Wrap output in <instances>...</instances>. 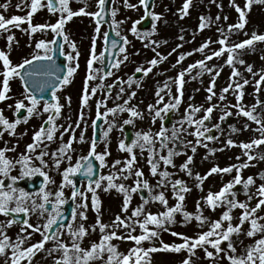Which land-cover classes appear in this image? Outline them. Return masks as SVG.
<instances>
[{
	"label": "rangeland",
	"instance_id": "obj_1",
	"mask_svg": "<svg viewBox=\"0 0 264 264\" xmlns=\"http://www.w3.org/2000/svg\"><path fill=\"white\" fill-rule=\"evenodd\" d=\"M48 0H42L43 4H47ZM236 4L240 7H244L246 0H235ZM55 10L50 11L48 7L40 8L32 16V26L37 25H54L56 24L61 15L67 16V13H61L59 0H52ZM127 3L135 5V7H127L125 0H114L112 10L117 9L115 20L118 22V27L114 26L115 32L119 31V37H127L129 43L125 45L126 53H119L118 59L123 61L125 55L128 56V60L121 63L118 69L114 68L113 75L103 76L101 69L96 74V79L87 80L89 74L88 64L92 58L93 45L95 46V55L98 57L96 63L101 64L102 62V51L104 49V34L107 32L106 26L100 28V33L97 34L95 29L97 25L93 20L94 16L80 14L74 16L70 21H67L63 33V53L64 56L68 55L76 56L79 53L78 60H68V66L75 67L76 63L79 64V68L76 70L74 75L70 78L71 82L60 88L56 93L59 97V103L64 107L62 108L61 114L56 118V125L58 130L54 134L52 141L44 140V145L37 147L35 153H28L27 146L34 143V135L41 126L45 129L51 127V124H45L44 121L48 115L52 113H46L43 111L46 102H41L38 106L40 115H32L27 119V122L23 120L28 117L27 108H25L26 114L21 123L16 128V134L10 135L9 132L4 131L3 126H0L3 137L0 138V149L7 147L12 149L6 152V156L12 159L14 162L21 158V154L31 155L33 168H40L47 176L36 173L34 175L22 177V167L19 164H15L10 172V176L5 178L0 175V179L4 180L5 187L9 185L17 189H23L24 191L33 194L37 203H42V199L35 194L40 193V190L31 191L30 186L37 184L39 181H44L43 189L50 192L52 195L49 197L50 200L56 199V193L60 191L63 186L64 198L67 199L68 203L74 191L72 186L67 185L63 180V171L65 168L71 165H75L82 156H88L93 142V128L94 121L97 118V111L101 113L100 118L102 119V135L99 143H96V152L105 153L108 152L110 155H106L105 163L102 165L101 177L105 179L101 180L100 177V188L95 189V195L100 201V211L97 213L96 208L93 205L92 191H89L86 183L84 182L80 188V192L87 194V208L82 209L80 205L84 203L82 198L78 195L75 201V208L77 211L76 221H71L70 224L76 227L83 224L88 229V235L80 241L81 247L90 249L92 244L100 243L102 237L106 233L115 231L118 236L140 235L142 234V228L139 223H133V221H143L144 216L141 215L136 217L134 210L137 207L143 208L144 213H152L159 215L167 211L168 207H174L178 203L176 193L173 191L172 184L176 180L184 181L187 188L190 191L184 193L185 200L183 201V211L175 214V223H167L163 228L159 229V236L150 241H143L142 246L145 249L155 247L157 249L162 248V244H180L183 243V239L180 236L172 235L173 232L186 235L188 237L196 238L199 234L209 230L211 223L220 220L222 215L228 211V204H217L215 210L207 203L206 198L209 194L219 193L225 185L232 182L234 177L239 174L242 176V180L246 181L249 176L253 177L255 184L249 186L245 190L243 183L235 185L233 192L235 197H229V199H235L241 203H247L249 208L256 207L261 197L257 193V189L261 184H264V179L261 175L264 174V160L259 159L260 155H264V144L260 146H253L250 150L251 155L256 159L249 160L245 150L240 146L243 143H251L253 140L260 139L261 133L256 131L260 127L256 122L250 120L248 117L238 115V108L233 107L238 103L243 104L246 110H250L253 105L257 104V100L264 101V84L260 85V90L257 92L256 82L260 80V75L264 74L261 70L264 69V42H256L251 48L244 50H238V55L234 61L235 69H238L241 75L233 78L232 74L234 71L233 66L226 63L227 56L229 53L221 57H213L212 60L206 61L209 67L214 68V72H201L199 67L193 69L190 73H187L184 77L185 83L183 86V98L182 102L178 106V109H173L168 112H161V116L155 115L156 111L162 109L167 103H174L173 97L179 96L178 84L176 78L179 73L188 68L189 65L195 64L197 61L205 59L206 56L212 55L213 51H218L223 45L219 43V40L223 35L228 36V44L231 46L235 43H240L245 39H249L253 33L264 34V3H253L251 11L247 13L248 23L243 30H235L228 33V26L236 24L238 22L239 13L236 11L233 5V0H193L191 7L189 8V14L181 19L180 9L183 7L185 0H156L152 13L159 15L161 18L155 21L151 15V23L149 28L143 29L141 27L142 19L144 18V6L140 3V0H127ZM9 4V7L5 10L0 7V13L6 18L13 16L26 17L31 11L30 5L31 0H0V5ZM19 5V7H17ZM69 7L73 11H79L84 9L85 12H97L99 11L98 0H70ZM210 18L211 24L204 30L199 29L200 17ZM217 17L220 19L217 21ZM227 17V19H225ZM139 21V23H136ZM113 22V17H112ZM155 26V30H154ZM137 29L136 33L132 32V28ZM23 29H28L24 31ZM223 30V33L220 31ZM9 34L14 35L15 39L9 48L7 36ZM58 36L57 33L53 32L50 27L44 30H38L32 33L30 25L25 21L21 24L20 28H11V33L4 32L0 34V50L5 51L9 54L13 64H20L24 59H31L33 54L37 50L35 45L40 40L52 41ZM67 36L68 40L65 41L64 37ZM147 38H142V37ZM183 36V39L180 37ZM209 40L212 43L204 52L197 51L204 43ZM152 41L156 43L153 44ZM76 44V49L71 47V43ZM166 42V43H165ZM182 45V47H179ZM53 45H50L52 47ZM155 49V50H154ZM175 49V51H173ZM159 53L162 56H167V60L159 63L153 68L151 73L144 75L141 73V78H135V82L129 87L126 83L130 77H135L136 69L138 67L148 68L151 65L149 61L157 56ZM188 53H192L188 55ZM185 55V59L181 63H177L179 56ZM243 59L244 64H240L238 61ZM175 65V67H173ZM252 66V72L247 71V67ZM94 69V68H93ZM5 69L3 62L0 61V72ZM219 72V75H216ZM195 77V79H193ZM120 78L124 83L120 82ZM215 79V87L213 91L215 96L209 101L207 97L211 95L208 92V88L212 86V81ZM247 79L248 84L244 85V97L242 101H238L237 93L239 89L235 88L233 81L237 83H243ZM3 76H0V87H2ZM87 81V84H86ZM11 91L7 94L10 99L0 101V109H3L5 117L9 121H15L19 113L16 112V104L18 101L23 100L25 105L30 106V101L25 99L27 93L22 88L21 80L17 77L10 80ZM168 84V88L164 85ZM232 84L233 87L229 89L227 93L223 92V89L229 87ZM108 85H115L109 89ZM87 86L89 92V103L87 106L83 105L82 96ZM124 87V93L120 94V98H117L120 87ZM95 88L96 92L93 95L92 89ZM163 89V91H161ZM109 91L111 95H109ZM135 92L136 95L131 97V93ZM157 92H160V96H163V101H160V97L157 96ZM225 96V99L221 100V95ZM70 99V102H69ZM129 100L127 107L135 108L140 116L131 117V113L128 111H117V113H108L105 117L103 114L107 112V109L114 108L117 105H124L125 101ZM54 103V102H53ZM11 105L12 107H9ZM99 105V109L97 108ZM201 107V111L193 114V120L201 119L206 114V109L210 106L215 105V109L212 113L210 120L205 121L207 129L204 137H197L194 135L197 126L193 123L191 126L185 120L186 115L190 111L189 106ZM149 106H152L151 108ZM22 110V109H21ZM20 110V111H21ZM81 112H83L84 119L80 120ZM226 112H231L232 115L227 116L225 119H221ZM256 115L264 117V103H261L256 108ZM170 116V121L167 124V118ZM132 119L133 123L126 124L125 121ZM79 123L80 127L77 128L75 125ZM63 127H60V126ZM71 125V129H69ZM248 125V127H245ZM108 136L105 137L104 133L109 130ZM177 130V136L179 139H169L165 147H161L159 137H155L162 128L167 129V135L171 137L173 127ZM218 126V127H217ZM129 127L131 132L130 140L126 138L125 128ZM86 128V131L84 129ZM72 132L75 133L76 140L72 142V148L68 154L71 155L72 160L69 162L64 159L60 168L57 169L54 164L52 153L62 147L65 143L71 139ZM151 132L155 137L154 151L155 157L145 146L142 151L139 146L134 148L136 155V161L132 168V173L121 172L124 168L125 163L131 158V153L122 150L119 145L121 142L126 145H131L134 140L137 139V133L143 134ZM83 133L84 142L80 141V136ZM63 139L61 140V135ZM212 135L215 137L213 140H207L205 137ZM197 139L200 143H196ZM232 140V145L228 144V141ZM207 145V147H205ZM195 147V152L192 151ZM169 149L174 150L178 153L173 155V164L166 165L162 160L161 156H167ZM213 150H215L213 152ZM41 151H47L49 155L45 156L44 159L47 161V167L43 166L36 157ZM192 157V163L189 164L191 169V175L184 169L182 165L188 161V158ZM121 161L120 164H116L115 161ZM158 162L157 175H153L151 172V163ZM249 164V167L243 168L239 173L236 168L231 173H212L207 175L213 167H219L221 169L236 165L237 168L242 164ZM168 171L170 176L164 181L165 186H161V180L163 179L159 173ZM136 171H142L143 177L141 180H146L151 187V192L147 188L141 187L139 191L131 193V203L128 207V211H123V205L125 200V193L120 192L117 188L113 187L108 189L107 177L112 175L115 184H123L126 188L135 187L137 177L134 175ZM79 173V172H78ZM70 176L75 182V176ZM127 175L128 178L123 177ZM17 177L15 183L11 180V177ZM205 177L201 181L197 177ZM54 181V183L50 182ZM95 188V183H93ZM163 193L168 201L167 205L162 204L159 200L154 197L160 193ZM249 196L252 198L249 199ZM67 203V204H68ZM31 207V201H28ZM62 206L64 214L65 206ZM199 205V207H198ZM14 206V205H13ZM49 212L51 211L52 205H48ZM81 211L86 212L87 220H82L79 213ZM244 209L235 207L231 210V216L233 217L231 224L237 226L240 224V217L242 216ZM184 212L193 214V218L189 221L185 220ZM206 217L207 220L201 224V222L195 219L198 214ZM17 216H25L30 223L41 226L42 231L43 225L46 224L49 213H45L43 216L40 215L39 211L30 212L29 214H15ZM256 217L264 218V207L258 209ZM120 216L127 223L132 224L135 231H131L125 227H114L116 217ZM129 217L131 219H129ZM11 218L0 214V224L6 223ZM107 225L108 227L104 232H101L99 223L97 221ZM228 221L223 222V227L226 229ZM260 224H264V219L258 221ZM95 226V230H93ZM21 226L19 224H12L11 227L6 229L7 235L11 237L12 241L15 242L18 236L26 235L21 232ZM150 229L156 230L155 225H149ZM250 221H245L241 231L233 233L231 236V242L234 245L236 251L232 252L231 249H227L228 241H224L221 247L224 251L215 253V250L211 245H205L209 251L215 253L214 258L210 259L206 256L203 248L198 247L195 250V255L192 256L191 264H231L228 259V255L233 256H246L248 248L256 243L264 233L257 232L255 236H248L247 231L250 230ZM32 232V229L28 230ZM63 236L60 237L65 243L71 247V237L68 234L67 228L61 229ZM215 238V237H213ZM42 239L40 233H33L31 239L27 240L24 247H28L31 244H35ZM111 243L117 247V251L124 255H127L133 248L136 247L134 241L129 239H117L114 238ZM56 246L55 241H48L45 244V250L37 252L34 256L32 264H55L57 260L63 255V250L54 251L51 255L48 253V249ZM11 249L8 250V255H0V264H10ZM189 253L187 250L181 252L174 251H156L150 253L149 260L150 264H182V261L187 259ZM108 253L105 252L103 257L94 261L90 264H106ZM22 264H27V261H23Z\"/></svg>",
	"mask_w": 264,
	"mask_h": 264
},
{
	"label": "snow or ice",
	"instance_id": "obj_2",
	"mask_svg": "<svg viewBox=\"0 0 264 264\" xmlns=\"http://www.w3.org/2000/svg\"><path fill=\"white\" fill-rule=\"evenodd\" d=\"M60 2V11L61 13H67V16L61 15L59 21L54 25H37L32 26V16L35 14L40 8L42 7H48L50 11L55 10V7L52 3V0H48L47 4H43L42 0H31V11L28 13L26 17L21 16H13L10 19L6 18L2 13H0V34H3L4 32L11 33V28H20L21 24L25 21L30 25V30L32 33L37 32L38 30L42 31L45 28L50 27L51 30L57 35H61L63 33L64 26L67 21H70L74 16L85 14L90 16H96L100 17L105 12V5L106 0H98V6L99 11L97 12H85L84 9H80L79 11H73L69 7L70 0H59ZM215 2V0H213ZM10 3V0H9ZM125 3L127 7L132 8L135 7V5H132L130 3H127V0H125ZM140 3L144 6L146 12L149 7L148 0H140ZM193 3V0H185V3L183 4V7L180 9V15L181 19L183 17L187 16L189 14V8L191 7ZM253 3H264V0H246V4L244 7H240L239 4H236L235 0H233V5L236 8V11L239 13L238 16V22L236 24H232L228 26V33L230 34L233 29L239 31L245 29L246 24L248 23L247 19V13L251 11V7ZM0 7L4 8L5 10L9 7V4H3L0 5ZM19 7V5H17ZM117 14V9L112 10V17H113V25L118 27V22L115 20V16ZM149 15H152L153 19L155 21L160 20V16L155 13H148ZM217 21L220 19V17L216 18ZM227 19V17H225ZM97 28L95 29L96 33H100V20L97 21ZM136 23H139L137 21ZM211 24L210 18L200 17V24L199 29L202 31L204 28L209 27ZM24 31H28V29H23ZM155 30V26H154ZM220 31L223 33V30L220 29ZM132 32L136 33L137 29L135 27L132 28ZM116 35L119 36L120 32L117 31ZM104 42L105 45L108 43V34H104ZM142 38H147L142 37ZM15 37L12 34H9L7 36V40L9 42L8 46L9 48L12 45V42L14 41ZM65 41L68 40V37H64ZM180 39H183V36L180 37ZM124 44L127 45L129 41L127 40V37L123 38ZM256 42H264V34H256L253 33L249 39H245L240 43H235L229 46L228 44V36L223 35L222 38L219 40V43L223 45L218 51H213L212 55L206 56L205 59H202L200 61H197L195 64L189 65L187 69L181 71L176 78L177 84H178V92L179 96L173 97L174 103L170 102L164 105L162 109H159L156 111L155 115L157 117L161 116V112H168L173 109H178V106L182 102L183 98V86L185 83L184 77L187 73H190L193 69L199 67L201 69V72H208L212 73L214 72V68L209 67L206 63L208 60H212L213 57H221L225 54V52L229 53L227 56L226 63L230 66H233V78L236 76L241 75L238 69H235L234 61L236 60V56L238 55V50H244L246 48H251L254 46ZM153 44H155V41H152ZM166 43V42H165ZM212 43L211 40L204 43L197 51L204 52L206 48L209 47V44ZM56 41H45L40 40L36 45V49L39 50L36 53L33 54L31 59H24L22 63L20 64H13L12 60L9 57V54L5 53V51L0 50V61L3 62L4 71L0 72V76H3L2 80V87H0V101H4L6 99H10V97L7 95L11 89H10V80L14 78H19L21 80H27L29 78H32V82L34 85L33 88H30L29 85L26 83L24 85L27 95L25 96V99L30 101V106L25 105L23 100H20L16 104V112L19 113L21 109L27 108L28 117H26L23 122H27V119L30 118L32 115H40V112L38 111V106L41 104V99L37 98V95L35 94V91H39L40 93H43L47 87L55 88L57 85L56 83H53L51 79L45 80L44 82H41L35 77H50L54 78L56 82L59 83V87L63 88L65 85L69 84L71 82L70 78L74 75L76 70L79 68V64L76 63L75 67L70 66L67 69V75L61 77L57 74V70L53 69L50 65L40 64L37 68H29L28 71H24L26 66L33 65L34 62H45V61H52L53 55L55 53V48L50 47V45H55ZM111 46L113 49L117 47V41L112 40ZM71 47L73 49H76V44L74 42L71 43ZM179 47H182V45H179ZM155 50V49H154ZM62 51V49H61ZM105 51H107V47L105 48ZM119 51L121 53H126V47H120ZM175 51V49H173ZM192 53H188V55H191ZM79 53H76V56L68 55V60L73 61L74 59L78 60ZM157 56L159 57L152 59L149 61V64L151 65L148 68L138 67L136 69V72H143L144 75H148V73H151L153 68L156 67L159 63L163 62L164 60H167V56H162L159 53H157ZM98 59V57L95 55V46L93 45L92 50V58L89 61L88 68H89V74L87 77V80H94L96 79V74L99 70L93 69V63ZM185 59V55L181 54L179 56V59L177 63H181ZM128 60V56L125 55L123 57V61L120 59H117L115 63L113 64V67L118 69L124 61ZM240 64H244L245 61L243 59H240L238 61ZM175 67V65H173ZM59 71H63L62 69H59ZM247 71L252 72V66L249 65L247 67ZM264 72V69L261 70ZM23 73V74H22ZM113 75L112 72L105 73V76H111ZM216 75H219V72H216ZM195 79V77H193ZM120 82L124 83L122 78H120ZM135 82V77H130L129 80L126 82L128 83L129 87H131L132 83ZM235 84V88L239 89V92L237 93V99L238 101H242L244 97V85L248 84L249 81L245 79L243 83H237L233 81ZM87 84V81H86ZM257 84V92L260 90V85L264 84V74L260 75V80L256 82ZM115 85H108L107 87L111 89ZM165 88H168V84L164 85ZM215 87V79L212 81V86L208 88V92L211 93L207 97L209 101L212 100L213 96H215V92L213 91V88ZM233 85L230 84L229 87H226L223 89L224 93H227L230 88H232ZM92 94L94 95L96 92V89L93 88ZM125 89L124 87H120L119 93L117 98H120V94L124 93ZM163 91V89H161ZM111 95V92L108 93ZM136 93L133 91L131 93V97H134ZM52 96L55 100V102H49L44 105L43 111L46 113H52L48 115L47 119L44 121L45 124H51V127L48 129H45L43 126L37 131L34 135V143L29 144L27 146L28 153H35L36 149L40 145H44L45 148H47V145L44 144V140L52 141L54 139V134L58 130L56 125V118L61 114L62 108L64 107L62 104L59 103V97L57 96L56 91H53ZM157 96L160 97V101H163V96H160V92H157ZM89 92L87 86L85 87L83 96H82V102L83 105L87 106L89 103ZM220 99H225V96L222 94L220 96ZM70 102V99H69ZM261 103H264V101L257 100V104L253 105L250 110H246L245 106L243 104L238 103L237 105H233V107L238 108V115H243L244 117H248L250 120L256 122L260 127L256 129V131H259L261 133V138L253 140L251 143H243L240 146L245 150V153L248 155V159L251 161L253 159H256V157L251 155V149L253 146H260L261 144H264V117L256 115V108ZM129 104V100H126L124 105H117L114 108L107 109V112H105L103 115L106 117L108 113L115 114L117 111H128L131 113V117H137L140 116L141 113H139L135 108L127 107ZM9 107H12L9 105ZM150 108L152 106H149ZM215 105L208 107L205 111L206 114L201 119L193 120V114L198 113L201 111V107H196L190 105V111L185 117V120L187 123L191 126L193 123L197 126L196 132L194 133L195 136L204 137L205 132L201 131V129H205L206 131H211V129H207L205 125V121H208L212 117V113L215 109ZM97 108L99 109V105H97ZM232 115L231 112H226L224 116L221 117V119H225L227 116ZM101 113L97 111V119H100ZM84 119L83 112H81L80 120L82 121ZM21 119L17 118L15 121H9L7 117H5L3 113V109H0V126H3L4 131L9 132L10 135L16 134V128L21 123ZM126 124L133 123L132 119H129L125 121ZM60 127H63L62 125ZM71 125H69V129H71ZM75 127L79 128L80 124L77 123ZM218 127V126H217ZM245 127H248V125H245ZM86 131V128L84 129ZM109 131H111V126L109 127V130L104 133L105 137L108 136ZM3 137V133L0 132V138ZM155 137H159L161 147H165L169 139H179L177 136V130L175 129V126L173 127V131L171 134V137L167 135V129L162 128L158 133L155 134ZM155 137L151 132L148 133H137V139L132 142L131 145H126L125 143L121 142L119 147L131 153V158L128 159L125 163V166L123 169H121V172H126L129 174L132 173L133 165L136 161V155L134 153V148L137 146L140 147V149L143 151L145 146L148 147V150L153 154V157H155V151H154V142ZM207 140H213L215 137L212 135H207L205 137ZM63 139V134L61 135V140ZM76 140L75 133L72 132L71 139L69 142L65 143L62 147L58 148L56 152H53L51 155L54 160L55 167L57 169L60 168V165L63 163L64 159H67L69 162H71L72 157L68 154L69 150L72 148V142ZM80 141L84 142V135L83 133L80 136ZM196 143H200V140L197 139ZM234 142L232 140L228 141L229 145H232ZM207 147V145H205ZM12 149H8L7 147L0 149V175H3L5 178L10 176V172L12 168L15 166V164L21 165L23 171H22V177L23 176H29L34 175L36 173H39L42 176H45L47 178L46 174L40 169V168H33L31 167L32 164V156L31 155H25L21 154V158L17 161H13L12 159L8 158L6 156V152L11 151ZM195 147H193L192 151L195 152ZM215 150H213L214 152ZM178 153L174 152V150L169 149L168 155L161 156L160 160H162L166 165H172L173 164V155H176ZM49 155L47 151H41L39 155L36 157L40 161V163L47 167V161H45L44 157ZM106 155H110V153H97L96 152V143L93 141L91 144L90 152L88 156H82L79 161L76 162V164L73 166L71 163H69V166L64 169L63 171V180L64 182L72 186L74 191L72 193V199L75 200L76 197L79 195L84 203L80 205L82 209L87 208V194L84 192H80L78 189L75 188V182L70 179V176L73 174H76L80 172L82 169L86 166V175L92 176L95 174L94 172V165L92 163V158L95 157L98 159L101 164L103 165L105 163V157ZM259 159L264 160V155H260ZM121 161L117 160L115 161V164L113 167H115L116 164H120ZM151 163V172L153 175H157L158 172V162L153 163L151 160L149 161ZM192 163V157L188 158V161L183 164L181 167L182 169L186 170L189 175H191V169L189 168V164ZM249 167V164L245 163L240 165L238 168L236 165H233L231 167L226 168H219L213 167L207 175H211L212 173H231L234 168H236L237 172L239 173L242 171L243 168ZM134 175L137 177L135 187L132 188H126L123 184H115L114 183V177L112 175H109L106 179L108 181V189L115 187L120 192L125 193V200L123 205V211L127 212L128 207L131 203V193L139 191L141 187L147 188L149 192H151V187L149 186L148 182L146 180H141L140 177H143L142 171H136ZM159 175L163 178L161 180V186H165L164 181L167 180V178L170 176V173L168 171L160 172ZM124 179H127L128 176L125 175L123 177ZM201 183L205 177H197ZM261 178L264 179V174L261 175ZM105 179V177H101V180ZM11 180L13 183L17 180V177L12 176ZM54 183V181H50ZM243 183V186L245 190L249 188V186L255 184V180L253 177L249 176L246 181L242 180V176L237 174L233 181L225 185V187L216 194H209L206 198L207 203L212 207L213 210L217 207V204H223L224 202H227L228 204V211H226L220 220H216L211 223V226L208 231L203 232L198 235L196 238L188 237L186 235L175 233L173 232L172 235L180 236L183 239V243L180 244H162L161 249H157L155 247L145 249L142 246L143 241H150L154 238L159 236V229L163 228L165 224L167 223H175V214L178 212L183 211V201L185 200L184 193L190 191L189 188L186 187L184 181L182 180H176L172 184L173 191L176 193L178 203L174 207H168L167 211L160 213L159 215H155L152 213H144L143 208L137 207L134 210V215L136 217H139L141 215L144 216L143 221H133V223H139L140 227L142 228V234L140 235H127V236H118L115 231L106 233L103 235L100 243H94L92 244L90 249H85L81 247L80 241L83 240L85 236L88 235V229L84 227L83 224H80L76 227H73L72 224L64 225L61 221L63 219H66V217L63 216L62 206L67 204V199L64 198V191L63 186H61L60 191L56 193V199L54 201L50 200L49 197L52 195L50 192L45 191L43 188L41 189L40 193L35 194V196H39L42 199V203H37V200L34 198L33 194H30L23 189H17L15 187H12L9 185L7 188L5 187L4 180L0 179V214H3L5 216H10L12 213L15 214H29L30 212H36L39 211L40 215L43 216L45 213H49L46 224L43 225V231L41 226L34 225L29 222L28 219H23L22 223L26 226L21 228L22 233H26V235L18 236L17 240L15 242L12 241L11 237L7 235L6 229L11 227L12 224L20 222L15 217L8 220L4 224H0V255L6 256L8 255V250L11 249V256H10V264H22L23 261H27V264H32L34 256L37 254V252L45 250V244L48 241H55L56 246L54 248L48 249L49 255L52 254L54 251H60L63 250V255L59 260L55 262V264H90L91 261L100 259L103 257V254L105 252L108 253V258L106 261V264H150L149 256L150 253L156 252V251H174V252H181L182 250H187L189 253V256L187 259L182 261V264H191L192 256L195 255V250L200 247L203 248L205 251V254L208 258L212 259L215 256V253H219L221 251H224V249L221 247L222 243L224 241H228L227 243V249H231L232 252H235L236 249L234 245L231 242V236L233 233H239L241 231V228L245 221H250L251 228L247 231L248 236H255L257 232L264 233V224L258 223L260 219H264L261 217H256V212L258 209H261L264 207V184H261L259 188L257 189L258 195L261 197L259 202L257 203L256 207L249 208V205L247 203H241L235 199H229V197H235V192H233V188L235 185ZM89 191H92L94 193L93 195V205L96 208L97 213L100 211V201L98 197L95 195V189L100 188V180L95 182V188H93L92 182H89L88 185ZM252 197L249 196V199ZM154 199L159 200L162 204L167 205L168 201L165 197V195L161 192L160 194L156 195ZM28 201H31V207L28 204ZM51 204L52 208L49 212L48 205ZM14 205V206H13ZM199 207V205H198ZM235 207H239L241 209H244L242 216L240 217V224L237 226H233L231 224V221L233 217L231 216V210ZM82 220H87L86 212L81 211L79 213ZM185 220L189 221L193 218V214L189 212H184ZM77 218V211L76 209L72 210V221L75 222ZM129 219H131L129 217ZM195 219L199 220L201 224H203L207 218L203 217L202 213L195 216ZM228 221V226L225 229L223 227V222ZM61 222V223H58ZM99 223V227L101 232H104L105 229L108 227L107 225L101 223L99 220L97 221ZM149 225H155L156 230L150 229ZM56 227V231H53V227ZM114 227H125L129 228L131 231H135L132 224L127 223L124 219H122L120 216L116 217V221L114 222ZM67 228L68 234L71 237L72 243L71 247L67 243H65L60 237L63 236V231L61 229ZM32 229V232H29L28 230ZM93 230H95V226H93ZM33 233H40L42 236V239L35 243L31 244L28 247H24V244L27 240L31 239ZM215 237V238H213ZM129 239L135 242L136 247L133 248L127 255H124L122 253H119L117 251V247L111 243V241L114 239ZM205 245H211V247L215 250V253L213 251H209ZM228 259L231 262V264H264V236H262L256 243L248 248L247 255L246 256H233L228 255Z\"/></svg>",
	"mask_w": 264,
	"mask_h": 264
},
{
	"label": "water",
	"instance_id": "obj_3",
	"mask_svg": "<svg viewBox=\"0 0 264 264\" xmlns=\"http://www.w3.org/2000/svg\"><path fill=\"white\" fill-rule=\"evenodd\" d=\"M113 1L114 0H106L105 12L100 17H96L97 20L98 19L100 20V24L99 25H102V24L105 23L109 27L108 43L106 45L107 51H104V54H103V65H102V68L104 70V76H105V73L111 72L113 70V68H114L113 64L117 60L118 53L120 52L119 49H120V47H124V40L118 38L115 35L113 25L111 24V11L110 10H111V6L113 4ZM148 2H149V7H148V10L146 12L147 16H146V19L144 20L143 28H146L149 25V23H150L149 14L148 13L151 12V7H152V4H153L154 0H148ZM112 40H116L117 41V47L115 49H113L112 46H111ZM62 43H63V41H62L61 38H57L56 39L55 53L53 55V60L52 61L34 62L33 65L26 66L24 71H28L29 68H37L42 63V64H45V65H50L53 69H56L57 70V74L60 75L61 77L66 76V74H67V60L62 56V51H61ZM59 69H62L63 71H59ZM140 76H141L140 74L137 75V77H140ZM35 79H37V80H39L41 82H44L45 80L51 79L53 81V83H56L57 86L55 88L47 87L43 93H40L39 91H35V94L37 95L38 99H41V97H42L41 100H47L48 102H51L53 100L52 93H53V91H56L59 88V83L56 82L54 80V78H50V77H35ZM23 81H24V84L27 83L29 85V87L33 88V90H34V85H33V82H32V78H29V79L23 80ZM21 115H23V113ZM100 122L101 121H99V120L96 121L95 141H98L100 139V137H99V135H100V128H99L100 127ZM0 132H1V129H0ZM127 132H128L127 135H128V138H129L130 137V133H129V131H127ZM92 163L94 165L95 174L92 175V176L86 175L85 174L86 173V166H85V168L81 172V175L79 176L80 180L89 179L90 181H94V180H97L99 178L100 167L95 162V158L94 157L92 158ZM42 185H43V183H40L38 185V188H41ZM72 201H73V199H72ZM72 210H73V202L70 203L68 205V207H67V214L64 216V217H66V219H63L61 221L64 225H67V223L69 222V219H70V217L72 215ZM16 219L20 220L19 218H16ZM21 219L22 220H20V221H23V218H21ZM56 227L57 226H55L53 228L54 232L56 230Z\"/></svg>",
	"mask_w": 264,
	"mask_h": 264
}]
</instances>
